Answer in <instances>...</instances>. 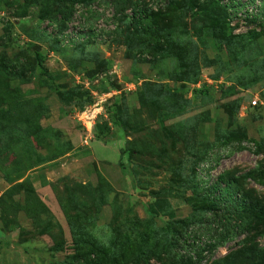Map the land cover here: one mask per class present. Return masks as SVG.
Masks as SVG:
<instances>
[{
  "label": "rangeland",
  "instance_id": "374dc122",
  "mask_svg": "<svg viewBox=\"0 0 264 264\" xmlns=\"http://www.w3.org/2000/svg\"><path fill=\"white\" fill-rule=\"evenodd\" d=\"M217 1L0 0V123L39 130L0 148V264H264V0Z\"/></svg>",
  "mask_w": 264,
  "mask_h": 264
},
{
  "label": "trees",
  "instance_id": "16d2710c",
  "mask_svg": "<svg viewBox=\"0 0 264 264\" xmlns=\"http://www.w3.org/2000/svg\"><path fill=\"white\" fill-rule=\"evenodd\" d=\"M214 5H216L218 3L217 0H213L212 2ZM226 7V6H224ZM197 14L199 16H206L207 11H204L203 9L201 10H197ZM252 108H255V106H250ZM122 106H117V104H111L108 105L107 107V112H108V119L113 122L115 125L120 126V127H124L125 123L124 120L122 119ZM10 117V116H9ZM12 120V119H11ZM14 122H12V124H3L4 122L0 123V148H7L11 145L17 146L19 148L18 152L19 153H26V157H28L30 154V157H35V146L36 145V141L38 139L39 136V130H37L35 127L33 128L31 125L25 123V122H20L16 120H12ZM7 125V126H6ZM96 137L99 139L103 137V131L102 129L98 128L97 130V135ZM241 148H243V146H240ZM39 156H36V159ZM41 159H37L36 164H38V161H40ZM253 171H257V170H253ZM215 189H217L218 194H222V196H227L229 198H233L234 197V193L236 192V190L232 189L230 187V185L226 184L223 187H219L218 185L215 187ZM242 199V198H241ZM240 199V200H241ZM244 199V198H243ZM41 201V200H40ZM244 201V200H243ZM42 202V201H41ZM43 203V202H42ZM250 212H248L249 214ZM1 234V232H0ZM209 242L210 246H218L221 245L225 242V238H219V236L217 235H213V237H211ZM235 260L234 257L230 256L229 258L226 257L222 260H220L217 264H256L257 260L254 258L253 253L251 254V251H247L248 256L247 257H243L242 253H235ZM239 254V255H238ZM251 254V256H250ZM249 257V258H248Z\"/></svg>",
  "mask_w": 264,
  "mask_h": 264
},
{
  "label": "built area",
  "instance_id": "2783aa9c",
  "mask_svg": "<svg viewBox=\"0 0 264 264\" xmlns=\"http://www.w3.org/2000/svg\"><path fill=\"white\" fill-rule=\"evenodd\" d=\"M244 5H245L244 8L241 7L236 12L237 16H239V15H245V16L252 15V14H254V12H256L258 10V7L256 8L255 5L251 6L247 2L242 4V6H244ZM199 84H200V82H198L197 85H199ZM249 104H250V106H255V105H257V101L256 100H251Z\"/></svg>",
  "mask_w": 264,
  "mask_h": 264
}]
</instances>
